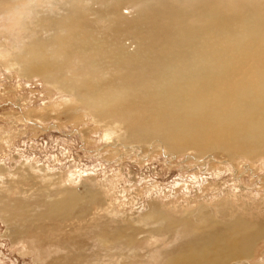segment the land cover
I'll use <instances>...</instances> for the list:
<instances>
[{"label": "rangeland", "instance_id": "obj_1", "mask_svg": "<svg viewBox=\"0 0 264 264\" xmlns=\"http://www.w3.org/2000/svg\"><path fill=\"white\" fill-rule=\"evenodd\" d=\"M64 1L0 0V264H169L162 252L182 237L187 221L199 228L241 217L264 232V151L246 153L239 145L233 153L203 152L128 133L124 123L115 126L74 90L50 80V73H23L17 56L38 61L26 54L28 44L47 34L27 36L25 28L44 29L78 14ZM124 1L121 12L131 14V7L151 0ZM83 2L96 25L108 24L112 0ZM31 6L43 10L40 19ZM101 8L104 14L95 17ZM189 21L201 24L193 15ZM43 47L54 52L49 42ZM50 56L59 73L86 77L74 62L66 66ZM92 78L98 80L96 72ZM67 189L81 197L77 209L64 219L40 218L46 201ZM206 212L210 222L200 221ZM103 227L117 237L100 234ZM225 263L264 264V235L250 252Z\"/></svg>", "mask_w": 264, "mask_h": 264}, {"label": "bare ground", "instance_id": "obj_2", "mask_svg": "<svg viewBox=\"0 0 264 264\" xmlns=\"http://www.w3.org/2000/svg\"><path fill=\"white\" fill-rule=\"evenodd\" d=\"M123 2L112 0V18L96 25L83 0H68V10L78 14L49 21L44 29L41 24L26 27L27 36L34 30L47 34L27 43L26 54L38 61L17 56L15 63H22L24 74L50 73V80L74 90L99 114L112 117L115 126L124 123L126 131L158 135L175 147L203 152L224 148L233 153L239 145L246 153L264 151V2L151 0L131 7V14L121 12ZM29 10L34 17L43 12L34 6ZM104 12L99 9L95 17ZM192 15L201 19L200 25L188 22ZM48 42L52 53L43 47ZM53 54L66 66L74 62L86 77L59 73L54 60L49 62ZM89 70L98 80L89 77ZM63 193L45 200L40 218L64 219L77 209L79 194ZM199 218L210 222L211 214ZM232 219L199 228L187 221L180 227L182 237L162 253L171 257L169 264H227L228 258L250 252L264 235L253 222ZM99 233L117 237L105 227Z\"/></svg>", "mask_w": 264, "mask_h": 264}]
</instances>
